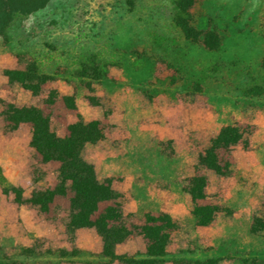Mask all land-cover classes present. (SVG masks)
I'll return each instance as SVG.
<instances>
[{
  "label": "rangeland",
  "instance_id": "obj_1",
  "mask_svg": "<svg viewBox=\"0 0 264 264\" xmlns=\"http://www.w3.org/2000/svg\"><path fill=\"white\" fill-rule=\"evenodd\" d=\"M119 258L264 262V0H0V263Z\"/></svg>",
  "mask_w": 264,
  "mask_h": 264
},
{
  "label": "trees",
  "instance_id": "obj_2",
  "mask_svg": "<svg viewBox=\"0 0 264 264\" xmlns=\"http://www.w3.org/2000/svg\"><path fill=\"white\" fill-rule=\"evenodd\" d=\"M175 229V221L165 213H161L156 217H150L146 220V231L155 234V236L147 239L148 257L154 260L158 258L161 259L166 255L167 239ZM29 253L30 250H27V252H22L21 255ZM119 261L123 264L135 263L134 259L131 258H119ZM243 262H245V264L247 263V261L244 260ZM261 264H264V262Z\"/></svg>",
  "mask_w": 264,
  "mask_h": 264
}]
</instances>
